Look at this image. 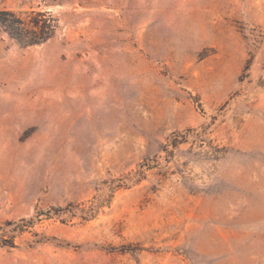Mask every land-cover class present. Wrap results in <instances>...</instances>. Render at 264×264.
I'll return each instance as SVG.
<instances>
[{"label": "rangeland", "instance_id": "374dc122", "mask_svg": "<svg viewBox=\"0 0 264 264\" xmlns=\"http://www.w3.org/2000/svg\"><path fill=\"white\" fill-rule=\"evenodd\" d=\"M0 10V264H264V0Z\"/></svg>", "mask_w": 264, "mask_h": 264}, {"label": "trees", "instance_id": "16d2710c", "mask_svg": "<svg viewBox=\"0 0 264 264\" xmlns=\"http://www.w3.org/2000/svg\"><path fill=\"white\" fill-rule=\"evenodd\" d=\"M0 26L11 38L18 40L24 46H31L49 40L55 34L58 23L51 13L33 11L23 18L10 10H0ZM15 223L16 221L4 223L0 221V246H15L17 230H6V227ZM20 228L23 230L22 227Z\"/></svg>", "mask_w": 264, "mask_h": 264}]
</instances>
